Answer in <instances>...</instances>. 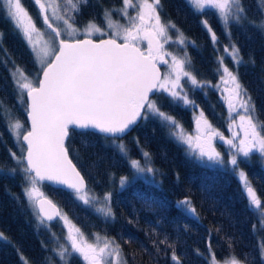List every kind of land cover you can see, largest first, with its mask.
Here are the masks:
<instances>
[{"label": "trees", "instance_id": "obj_1", "mask_svg": "<svg viewBox=\"0 0 264 264\" xmlns=\"http://www.w3.org/2000/svg\"><path fill=\"white\" fill-rule=\"evenodd\" d=\"M122 1L72 0L70 21L77 26L92 22L102 28L104 17ZM20 2L36 19L32 0ZM237 5L238 17L222 20L207 6L196 9L187 0H157L158 18L170 22L188 40L184 46L188 71L197 83L184 85L192 108L157 90L149 100L187 132L195 109L210 126L221 130L225 108L213 85L222 68H228L264 140V0H237ZM229 47L238 56L235 63L228 55ZM14 67L29 77L35 75L36 84L39 71L33 54L0 0V264H85L73 253L60 257L64 230L58 219L42 222L26 197L25 186L32 178L21 160L23 146L7 121L8 117L17 119L26 129L24 94H19L14 83ZM144 111L121 138L130 157H137L138 148L146 152L157 174L156 183L134 178L119 187L118 178L129 177L131 168L112 142L118 138L68 128L65 147L85 179L84 190L99 196L107 193L110 216L103 217L83 204L79 193L35 181L41 194L56 204L60 216L74 228L111 239L125 264H212L211 259L264 264V224L260 223L264 220V167L259 157L240 160L238 165L254 190V208L231 169L208 166L188 156L169 126ZM183 199L191 212L177 205Z\"/></svg>", "mask_w": 264, "mask_h": 264}, {"label": "water", "instance_id": "obj_2", "mask_svg": "<svg viewBox=\"0 0 264 264\" xmlns=\"http://www.w3.org/2000/svg\"><path fill=\"white\" fill-rule=\"evenodd\" d=\"M144 38L149 52L113 37L57 39L36 84L24 92L21 160L34 181L80 193L86 182L67 153L68 128L121 138L138 123L161 78L157 39L150 30ZM243 191L255 206L252 187ZM34 210L47 223L60 218L56 204L42 194Z\"/></svg>", "mask_w": 264, "mask_h": 264}, {"label": "rangeland", "instance_id": "obj_3", "mask_svg": "<svg viewBox=\"0 0 264 264\" xmlns=\"http://www.w3.org/2000/svg\"><path fill=\"white\" fill-rule=\"evenodd\" d=\"M1 1L5 6L7 15L24 36L33 54L38 71L50 60L55 52L57 39L72 40L80 37L95 38L102 36H111L119 39L121 32L125 28H134L136 33L139 31L143 32L145 28L151 29L159 37L162 47L166 51L165 56L168 58V63L162 66L157 91L168 94L173 99L192 108V104L186 100L184 93V85L191 86L197 83L188 71V58L184 51V46L188 40L170 22H164L158 18L156 12L157 0H123L119 8L108 12V15L105 16L106 18L104 17L105 25L102 28L97 27L92 22H87L81 26L74 25L70 21V13L74 6L72 0H35L37 6L36 19L32 16H27V19L23 18V14L17 10L18 4L16 0ZM187 1L196 9H200L203 6L214 9L222 20H235L240 13L237 0ZM23 12L27 15L25 11ZM140 37L141 35H137V39ZM228 55L231 62L235 63L238 61V56L233 47H229ZM221 71L219 81L213 87L220 92L218 86L220 87L222 84L221 81L229 77L233 78L239 91V96H241L243 101L242 108L245 118L251 120L257 131L259 127L254 120L252 109L235 76L228 68L224 67ZM11 73L20 95H23L27 88L34 85L35 75L29 77L18 67L12 68ZM222 86L227 87L226 83H223ZM144 109L145 115H156L169 126L173 138L183 145L185 153L188 156L208 166L228 167L236 175L242 187L248 184L242 170L237 166H232L229 160L219 159L211 153L205 154L193 146L192 134L194 131L192 129L188 132L185 131L174 119L157 110L152 100L148 101ZM191 117L193 120L195 118H203L197 109L191 110ZM7 121L13 137L18 140L20 134L25 129L24 123L12 117H8ZM199 123L200 121L198 120V126ZM112 142L122 154L126 155L131 168V175L129 177L121 176L118 178L117 185L119 187L134 178H141L148 182L156 183L157 174L155 169L150 165L146 152L138 148L137 157H130L125 147V138L114 139ZM241 155L242 152H234L230 153L229 158ZM257 156L260 159L262 167H264V147L258 150ZM25 194L34 208V201L41 194V191L33 179L29 180L25 186ZM78 198L83 204L90 206L101 216H110L107 193L99 196L83 190L79 193ZM177 205L191 212V207L187 200L177 201ZM58 222L64 230V243L58 248V254L61 258L64 254L73 253L79 255L85 264H125L116 244L111 239L96 232L84 233L74 228L64 216H60ZM260 223L264 224V220L260 219ZM90 247H93L94 251L102 250L103 254L98 256L96 253L90 252ZM262 256L264 258V251ZM211 261L212 264H236L230 260L216 261L211 259Z\"/></svg>", "mask_w": 264, "mask_h": 264}, {"label": "flooded vegetation", "instance_id": "obj_4", "mask_svg": "<svg viewBox=\"0 0 264 264\" xmlns=\"http://www.w3.org/2000/svg\"><path fill=\"white\" fill-rule=\"evenodd\" d=\"M16 1L18 4L17 10L19 13L23 14V18L27 19V16L31 17V15L22 6L20 0ZM32 2L37 9L35 0H32ZM23 11H25L27 15H25ZM146 30L152 31L149 28H145L143 32L139 31L136 33L134 28H125L124 31L121 32L120 38L114 39L118 41H128L138 46L143 52H149V46L144 38V32ZM137 35H141V37L137 39ZM154 35L157 39V50L154 54L156 55V62L158 63L162 73V66L168 63V58L165 56L166 51L162 47L159 37H157L155 33ZM221 83H226L227 85V87H223L221 84L220 87L218 86L220 92L217 90L218 98L222 101L225 108L224 127L219 130L210 126L203 118L192 119L191 129L194 131L192 134V143L193 146L205 154H214L217 158L229 160L232 166L238 167L240 160L248 159L257 155L258 150L264 147V140L260 136L258 129L256 131L251 120L245 118V113L242 108L243 101L241 96H239V91L236 88V83L233 78L229 77L226 80H222ZM198 120L200 121L199 126L197 125ZM234 152H242V155L239 157L234 156L230 159V153ZM251 206L256 208L257 204L255 206ZM41 221L47 223L43 220ZM89 251L96 253L98 256L103 254L102 250L94 251L93 247H90Z\"/></svg>", "mask_w": 264, "mask_h": 264}]
</instances>
